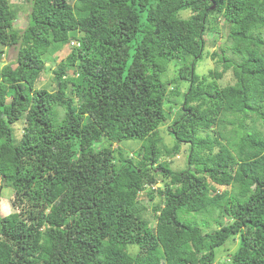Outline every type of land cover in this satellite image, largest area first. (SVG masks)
Instances as JSON below:
<instances>
[{"label": "trees", "instance_id": "trees-1", "mask_svg": "<svg viewBox=\"0 0 264 264\" xmlns=\"http://www.w3.org/2000/svg\"><path fill=\"white\" fill-rule=\"evenodd\" d=\"M24 1L18 29L0 0V264H264V0Z\"/></svg>", "mask_w": 264, "mask_h": 264}, {"label": "rangeland", "instance_id": "rangeland-1", "mask_svg": "<svg viewBox=\"0 0 264 264\" xmlns=\"http://www.w3.org/2000/svg\"><path fill=\"white\" fill-rule=\"evenodd\" d=\"M9 2L12 3L15 6V8L17 9V19L14 22V26L18 29H21L26 25L29 7L24 0H9ZM188 15H189L188 11L182 12V16L187 17ZM217 24L220 28V31L218 33L205 32V34H204L205 39H206V44H205V52H206L205 54L206 55L204 58H202L201 60L198 61L197 71L200 73H206L208 69L213 68V67L220 68L219 64H217L213 59H211V57L209 55L213 50L219 49L225 42V36H226L225 35L226 32L224 30L225 25H224L223 18L221 15H218ZM0 47H3V46H0ZM5 50H6L5 54L0 59V67L4 63L14 62V59H15L16 50L14 48L9 47ZM66 53H67V47L64 46V47L60 48L59 50H57L56 52H54L53 54L47 56L44 59L46 68L40 74L38 80L36 81L37 87H39V88L46 87L48 89L54 88L55 82L53 80L52 69H54L57 62L61 58H63L66 55ZM177 68H178V66H176L174 63L171 62L170 65H168L167 71H166L165 75L163 76V79L172 78L175 75ZM232 82H233V75H232L231 71L225 72L223 74V77L219 80L220 85H226V84H230ZM165 105L167 107L170 105V103L166 102ZM174 106H175L176 111H175L174 115H172V118H171L172 120H174L178 115L181 114L180 110L178 112V109H177V107L179 108L180 105L175 104ZM166 124L167 123L164 122V124L160 125L159 133L163 137L164 142L167 143L168 145H170L172 143V136H170L168 134ZM22 126H23V120H20L19 122H17V124L14 125V132H15L16 136L21 135ZM138 143H139V140L130 139V140L123 142L122 145L123 146L126 145V146L131 147V148L132 147L136 148L138 146ZM169 159L171 160V166L172 167H174V168L185 167L187 164L186 163V146L182 145L180 147V151L178 152V154L174 155L172 157H169ZM158 185H160V182L154 184V186H158ZM150 188H152V187H150ZM220 189H222V188H220ZM12 190L13 189L11 187H7V186L2 185V182L0 181V199H1V202H4V201L9 199V197L12 195ZM141 193H140V195L143 196V200L145 199L143 202L145 204L147 203L149 205V203L152 202L153 200L152 201H146L147 198L145 197L144 193L143 194H141ZM154 200H158L157 194L154 195ZM7 205H8V209L11 210L12 206L10 205V203H8ZM151 217L152 216H149V219H150L149 225L153 226L155 221ZM211 226L214 227V224H211ZM235 244H236V241H233L232 243L228 244L227 246H229L230 249H233L235 247ZM224 254H225V252L224 253L221 252L219 254L220 258L223 257Z\"/></svg>", "mask_w": 264, "mask_h": 264}, {"label": "water", "instance_id": "water-1", "mask_svg": "<svg viewBox=\"0 0 264 264\" xmlns=\"http://www.w3.org/2000/svg\"><path fill=\"white\" fill-rule=\"evenodd\" d=\"M212 7H214V5H212Z\"/></svg>", "mask_w": 264, "mask_h": 264}]
</instances>
